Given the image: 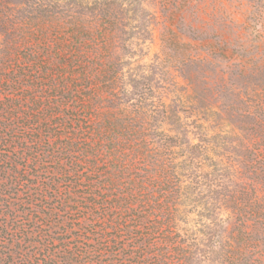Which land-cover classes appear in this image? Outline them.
I'll use <instances>...</instances> for the list:
<instances>
[{"label": "trees", "instance_id": "trees-1", "mask_svg": "<svg viewBox=\"0 0 264 264\" xmlns=\"http://www.w3.org/2000/svg\"><path fill=\"white\" fill-rule=\"evenodd\" d=\"M29 1L0 10V264H264V142L212 125L252 118L229 85L251 68L241 36L199 48L172 14L166 99L126 78L118 11Z\"/></svg>", "mask_w": 264, "mask_h": 264}, {"label": "rangeland", "instance_id": "rangeland-1", "mask_svg": "<svg viewBox=\"0 0 264 264\" xmlns=\"http://www.w3.org/2000/svg\"><path fill=\"white\" fill-rule=\"evenodd\" d=\"M56 1L57 4L54 5L57 7H52L55 11H85L87 17L96 14V11H118L122 21L120 27L122 31L118 34L116 42L123 46L120 55L124 59L126 78L138 74H150L152 79L146 83L160 85L157 92L160 89L166 99L171 97L172 91L177 87L174 83L176 79L172 78L171 72L162 71V63H158V57L161 52L160 45L166 41L164 37L168 33L165 25L166 23L169 25L172 14L183 13L188 16L187 22L193 28L202 31L194 32V39H186L199 48L205 47L207 43L216 42L210 38L211 35L203 40L199 39L204 38L206 32L215 35L216 31H223L227 35L230 33L240 35L241 39L237 42L247 49L248 57L252 58L248 65L251 68L245 78L237 80L233 77L232 85L228 84L236 89L240 97L249 105L252 118L248 123L238 121L235 123L231 119L217 118L212 125L224 129L227 128V124L248 128L252 134L253 149L264 142V0H52L51 2L43 0V3L52 4ZM30 5L32 4L29 0H8L6 4L0 3V10L19 14L28 11ZM173 28L176 29L174 26ZM184 28L185 26L182 25V29ZM153 62L157 65V69L143 74V68ZM219 64L220 61H215L210 68H215V65L220 68ZM203 68L205 73H211L207 67ZM209 77L206 78L209 93H214L216 78L211 77V74ZM177 81L182 80L179 78ZM152 98L153 96H149L147 102L151 103ZM221 101L229 103L227 98ZM234 106L237 104L234 103ZM239 107H241L240 103ZM193 217L197 218L196 215Z\"/></svg>", "mask_w": 264, "mask_h": 264}]
</instances>
